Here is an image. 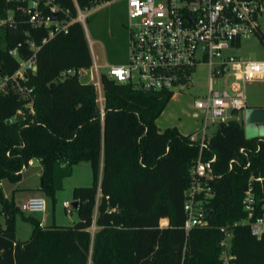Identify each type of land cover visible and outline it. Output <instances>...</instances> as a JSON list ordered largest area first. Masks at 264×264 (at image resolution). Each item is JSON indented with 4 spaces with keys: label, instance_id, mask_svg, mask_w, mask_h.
<instances>
[{
    "label": "trees",
    "instance_id": "16d2710c",
    "mask_svg": "<svg viewBox=\"0 0 264 264\" xmlns=\"http://www.w3.org/2000/svg\"><path fill=\"white\" fill-rule=\"evenodd\" d=\"M109 1L50 0V6L70 9L76 17V3L91 9ZM25 5L0 0V43L7 50L18 48L23 59L36 53L38 65L27 79L34 87V113L18 93L0 94V264H226L221 242L222 227L228 225L233 262L264 264V234L256 237L249 225H233L248 217L242 200L252 176L263 178L252 182L264 204V137L247 138L243 123L233 119L216 129L203 153L206 160L217 156L210 182L214 193L207 202L210 225L188 232L185 191L201 149L177 126L158 127L173 91H145L102 72V109L97 86L78 73L94 65L84 24L74 22L68 32L50 36V29L31 24ZM9 10L13 22L1 23ZM125 28L129 37L128 24ZM105 42L109 59L121 63L116 55L124 52L114 50L115 42L107 37ZM7 50L1 51L7 63L3 71L11 73L20 62ZM68 70L75 73L64 74ZM233 158L238 164L231 169ZM35 159L43 171L38 190L53 203L74 166L90 162L92 184L74 187L73 200L79 204L72 212L78 213V221L42 226L14 196L5 195L3 180L21 181L24 167ZM19 215L34 226L29 240L17 239Z\"/></svg>",
    "mask_w": 264,
    "mask_h": 264
},
{
    "label": "built area",
    "instance_id": "2783aa9c",
    "mask_svg": "<svg viewBox=\"0 0 264 264\" xmlns=\"http://www.w3.org/2000/svg\"><path fill=\"white\" fill-rule=\"evenodd\" d=\"M25 3L24 11L29 21L37 28L50 29V36L68 32L74 22L84 24L88 14L76 3L77 16L72 17L70 9L50 6V0H6ZM128 5L127 23L129 29L126 61L113 65L107 63L106 72L118 82L132 83L136 88L145 91H174L175 87H184L193 82V71L200 65L208 68L210 85L205 96L196 99L195 116L199 119V128L190 133L191 143L199 145L200 155L191 169L193 181L185 191L184 228L189 232L195 227H207V202L213 196L210 184L215 177L214 154L208 160L203 156L208 148L215 130L230 120H241L242 112L247 108L248 95L246 85L252 81H264V60L243 57L235 52L245 37L257 36L264 39V0H126ZM108 3V2H105ZM49 8V9H48ZM14 15L9 10L8 17L1 23L13 22ZM88 31V30H87ZM35 51L38 47L30 43ZM7 45L0 43V94L11 91L18 93L27 101L26 108L34 113V87L28 83L30 71L38 68L36 53L27 59L19 55L18 48L7 50L20 62L14 72H4L7 63L1 58V51ZM89 70L91 79H98L101 85L102 65ZM87 69L80 70L82 77ZM74 70L64 74H74ZM231 76L233 80L224 89H215L216 78ZM100 105L103 109L104 97L100 91ZM21 113V110L18 111ZM10 121H13L11 118ZM217 127V128H218ZM261 150L258 146L257 152ZM241 153L248 157L247 149ZM238 160L230 161L231 169ZM250 165L248 161L246 168ZM26 167H24V170ZM253 180L263 181L262 177L252 176L249 188L242 200L248 217L235 221L233 225H249L256 237L264 234V204L257 200ZM63 206L72 213V202H64ZM47 199L43 195L31 196L21 204L27 214H38L47 211ZM43 226V222L41 221ZM222 227L225 237L222 239V258L226 264H235V255L231 253L232 234L228 228Z\"/></svg>",
    "mask_w": 264,
    "mask_h": 264
},
{
    "label": "rangeland",
    "instance_id": "374dc122",
    "mask_svg": "<svg viewBox=\"0 0 264 264\" xmlns=\"http://www.w3.org/2000/svg\"><path fill=\"white\" fill-rule=\"evenodd\" d=\"M87 14L86 20L87 24V36L90 42L92 55L94 63L96 62L99 66L101 72H107L108 68L105 66L109 64H121L126 60L127 46H128V34L125 28L127 23V10L128 5L126 0H112L108 3H101L99 6L91 9H83ZM264 29V22H263ZM105 37L115 42L117 47L120 49L116 58L121 60V63H114L108 57L107 42H105ZM235 52L243 57H251L255 60H264V44L261 42L260 38L257 36L245 37L242 40L241 46ZM124 61V62H123ZM95 64L93 65V67ZM193 82L190 85H185L184 87H175L173 91V98L163 111V114L157 119L158 127L164 130L168 127L177 126L180 131L184 134H189L197 131L199 128V119L195 116L196 109L194 104L196 99L206 95L210 85V76L208 73V68L205 65L198 66L193 71ZM81 80L85 82L94 83L97 86L99 102L101 100L100 91L102 90V85H99L98 79H91L90 72H86ZM233 77L228 76L224 78H216L213 82L215 89L226 88ZM246 93L248 95L247 108H245L241 115V122L243 123L247 138H258L264 137V81H252L248 82L246 85ZM253 116L257 119L258 123L262 124L261 133L259 134V129L257 127L253 128V131L248 132V116ZM218 126H213L215 131H217ZM42 164L40 160H33L29 165L28 169L25 170L23 179L16 183H11L9 180L5 179L2 182L3 190L5 195L11 196L12 189L16 186L27 187L30 191L38 195H43L38 187L41 183L42 175ZM74 173L69 176L64 181L63 189L57 193L56 201L53 203L51 198H47V211L44 213L35 214L43 223L48 225L55 221L58 225H69L78 221L79 216L76 211L69 212L66 207L63 206L65 201H73V193L75 186H85L91 185L94 180V172L89 161L81 162L74 166ZM26 194V193H25ZM27 194H33L32 192ZM18 201L22 204L23 200L18 196ZM98 211H95V216ZM162 226H167V222H161ZM17 239L20 241L29 240L33 231V224L25 221L20 215L17 221ZM97 230V226L92 228V233L94 235Z\"/></svg>",
    "mask_w": 264,
    "mask_h": 264
},
{
    "label": "crops",
    "instance_id": "0c3cea01",
    "mask_svg": "<svg viewBox=\"0 0 264 264\" xmlns=\"http://www.w3.org/2000/svg\"><path fill=\"white\" fill-rule=\"evenodd\" d=\"M32 162H33V160H32ZM27 169H28V167H27ZM26 169V170H27ZM25 171V170H24ZM42 171V170H41ZM25 174V173H24ZM2 187H3V185H2ZM29 190V188H27V187H18V186H16V187H14L12 190V194H11V196H8L7 194H6V196L8 197V198H12V196H14L15 197V200H16V202H17V204L18 205H21L20 203H19V201H18V196H20L21 197V199L23 200L22 202H25L26 200H28L31 196H34V195H38V193L37 194H35L34 192H37V191H30V192H32L33 194H27V193H30L28 190ZM26 193V194H25ZM68 201V200H67ZM67 201H65V202H67ZM17 221H18V218H17ZM165 221L167 222V220L165 219ZM53 222H55V221H53ZM52 222V223H53ZM162 222V221H161ZM52 223H49L48 225H46L45 223H43L44 224V226H49L50 224H52Z\"/></svg>",
    "mask_w": 264,
    "mask_h": 264
},
{
    "label": "water",
    "instance_id": "95a60500",
    "mask_svg": "<svg viewBox=\"0 0 264 264\" xmlns=\"http://www.w3.org/2000/svg\"><path fill=\"white\" fill-rule=\"evenodd\" d=\"M248 132H251L253 131V128L254 127H257V129H259V134L261 133V126L262 124L258 123L257 119L253 118V116H248ZM247 133V132H246ZM78 204H79V201L77 200H73L72 201V206L75 208V209H78Z\"/></svg>",
    "mask_w": 264,
    "mask_h": 264
},
{
    "label": "bare ground",
    "instance_id": "6f19581e",
    "mask_svg": "<svg viewBox=\"0 0 264 264\" xmlns=\"http://www.w3.org/2000/svg\"><path fill=\"white\" fill-rule=\"evenodd\" d=\"M164 223L166 222L164 219L162 220Z\"/></svg>",
    "mask_w": 264,
    "mask_h": 264
}]
</instances>
